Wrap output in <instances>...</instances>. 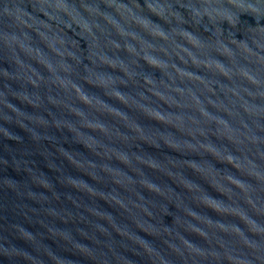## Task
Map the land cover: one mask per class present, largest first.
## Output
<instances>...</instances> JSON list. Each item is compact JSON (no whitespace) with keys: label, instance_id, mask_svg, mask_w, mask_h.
I'll list each match as a JSON object with an SVG mask.
<instances>
[{"label":"water","instance_id":"95a60500","mask_svg":"<svg viewBox=\"0 0 264 264\" xmlns=\"http://www.w3.org/2000/svg\"><path fill=\"white\" fill-rule=\"evenodd\" d=\"M0 264H264V0H0Z\"/></svg>","mask_w":264,"mask_h":264}]
</instances>
